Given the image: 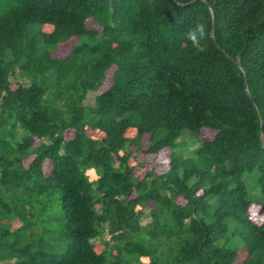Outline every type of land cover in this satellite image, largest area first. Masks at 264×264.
Returning a JSON list of instances; mask_svg holds the SVG:
<instances>
[{"label": "trees", "instance_id": "trees-1", "mask_svg": "<svg viewBox=\"0 0 264 264\" xmlns=\"http://www.w3.org/2000/svg\"><path fill=\"white\" fill-rule=\"evenodd\" d=\"M254 169L264 214V0H0V264H264Z\"/></svg>", "mask_w": 264, "mask_h": 264}, {"label": "rangeland", "instance_id": "rangeland-1", "mask_svg": "<svg viewBox=\"0 0 264 264\" xmlns=\"http://www.w3.org/2000/svg\"><path fill=\"white\" fill-rule=\"evenodd\" d=\"M91 24L92 26L88 25V28L91 27V28H96L100 30V28L97 27L94 22H91ZM88 101L92 103L93 98L91 95L88 97ZM186 132L188 131L185 130L183 132L184 134L177 139L178 143L176 144V150L178 152H181L184 155H189L192 153V150L197 148V145L199 143L196 139L195 141H193L192 135ZM134 135H135L134 129H128L126 131L127 137H133ZM213 135H214L213 131L208 130V129L202 132V137L204 138H211L213 137ZM139 145H140L139 150H135L134 145L130 146L129 148L131 153H133V158H130L129 162L131 165L135 166L134 173L137 178L141 179L144 176V174L150 170H152L155 174H159L168 168L169 159H168L167 152H163L162 156L160 157H154L152 155L146 154L143 150L146 148L147 142H146V139L143 137L141 138ZM87 173L91 175L90 174L91 172L87 171ZM243 176L245 179L246 188L248 190V195H249L248 197L254 201H261L263 197L261 193L259 192V187H258V182H257L258 181L257 170L254 169L249 172H245ZM152 207H153L152 203L146 204V207L141 216L142 224H145L147 221H149V214L147 213V211H149ZM261 212L262 211L260 210L259 206L252 203L247 209V217L253 223L255 224L259 223L260 220H264V214H262ZM103 235H104L103 236L104 240L108 239L109 235L107 233L104 232ZM93 241H94L96 252H100L104 249V244L100 238L96 237ZM239 248L240 249H239L238 256L235 260V264H239L241 261H243L246 258L245 250L241 246H239ZM141 261L146 263L148 260L145 257H141Z\"/></svg>", "mask_w": 264, "mask_h": 264}, {"label": "clouds", "instance_id": "clouds-1", "mask_svg": "<svg viewBox=\"0 0 264 264\" xmlns=\"http://www.w3.org/2000/svg\"><path fill=\"white\" fill-rule=\"evenodd\" d=\"M198 28L201 30V33H202V30H203V25H198ZM261 124H262V122H261ZM261 130V129H260ZM263 199V198H262ZM255 204V205H257L258 203L256 202V201H251V203H249V205H248V208H249V206L251 205V204ZM258 206V205H257ZM247 208V209H248ZM250 220V219H249Z\"/></svg>", "mask_w": 264, "mask_h": 264}, {"label": "water", "instance_id": "water-1", "mask_svg": "<svg viewBox=\"0 0 264 264\" xmlns=\"http://www.w3.org/2000/svg\"><path fill=\"white\" fill-rule=\"evenodd\" d=\"M213 27H214V26L212 25V30H211V33H213V30H214V29H213ZM245 84H246V80H245Z\"/></svg>", "mask_w": 264, "mask_h": 264}]
</instances>
